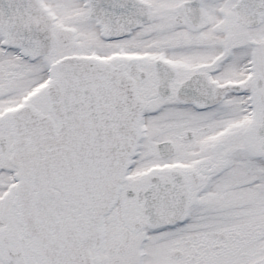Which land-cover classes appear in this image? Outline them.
Wrapping results in <instances>:
<instances>
[{
  "label": "snow or ice",
  "instance_id": "obj_1",
  "mask_svg": "<svg viewBox=\"0 0 264 264\" xmlns=\"http://www.w3.org/2000/svg\"><path fill=\"white\" fill-rule=\"evenodd\" d=\"M0 264H264V0H0Z\"/></svg>",
  "mask_w": 264,
  "mask_h": 264
}]
</instances>
